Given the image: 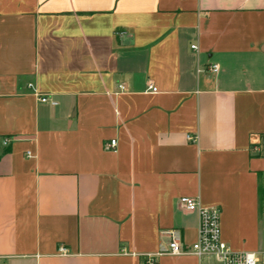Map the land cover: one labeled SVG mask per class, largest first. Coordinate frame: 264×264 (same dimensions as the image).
I'll use <instances>...</instances> for the list:
<instances>
[{
	"label": "crops",
	"instance_id": "1",
	"mask_svg": "<svg viewBox=\"0 0 264 264\" xmlns=\"http://www.w3.org/2000/svg\"><path fill=\"white\" fill-rule=\"evenodd\" d=\"M183 197L264 252V0H0V264H200Z\"/></svg>",
	"mask_w": 264,
	"mask_h": 264
},
{
	"label": "built area",
	"instance_id": "2",
	"mask_svg": "<svg viewBox=\"0 0 264 264\" xmlns=\"http://www.w3.org/2000/svg\"><path fill=\"white\" fill-rule=\"evenodd\" d=\"M196 49V46H192ZM210 71L218 73V66H211ZM123 90L124 86H120ZM152 91L156 92L155 88ZM42 103H51L46 97H39ZM7 142V141H6ZM116 147V141L106 146L107 150ZM29 157L31 156L28 154ZM180 206L190 212L198 214L199 223L197 228L196 241L191 246H186L177 232H170L171 242L162 253L171 256L192 255L198 258L200 264H264V252H242L233 250L222 237L221 212L217 208L202 207L199 202L190 197H183L179 200ZM61 254H67L65 248L60 249Z\"/></svg>",
	"mask_w": 264,
	"mask_h": 264
}]
</instances>
